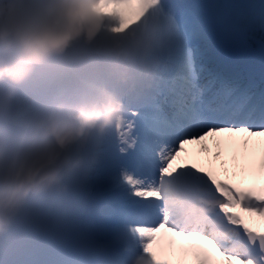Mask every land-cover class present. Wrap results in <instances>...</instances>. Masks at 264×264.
I'll return each instance as SVG.
<instances>
[{
	"label": "snow or ice",
	"instance_id": "1",
	"mask_svg": "<svg viewBox=\"0 0 264 264\" xmlns=\"http://www.w3.org/2000/svg\"><path fill=\"white\" fill-rule=\"evenodd\" d=\"M195 7L147 0L144 71L123 91V115L107 135L122 152L138 148L149 168L147 186L126 177L152 203L153 219L135 229L149 240L145 264H264V150L257 166L251 139L234 141L264 138V79L225 76L197 47L208 30L264 26V5L211 15ZM158 241L168 258L153 251Z\"/></svg>",
	"mask_w": 264,
	"mask_h": 264
},
{
	"label": "clouds",
	"instance_id": "2",
	"mask_svg": "<svg viewBox=\"0 0 264 264\" xmlns=\"http://www.w3.org/2000/svg\"><path fill=\"white\" fill-rule=\"evenodd\" d=\"M91 4L58 0L43 17L0 25V47L15 52L11 63H0V83L19 86L35 66L64 53L74 41H92L101 20ZM14 97V90L9 91L0 105V237L30 200L65 193L89 145L105 137L123 115V106L108 100L74 111L58 105L47 114L21 119L12 108Z\"/></svg>",
	"mask_w": 264,
	"mask_h": 264
},
{
	"label": "rangeland",
	"instance_id": "3",
	"mask_svg": "<svg viewBox=\"0 0 264 264\" xmlns=\"http://www.w3.org/2000/svg\"><path fill=\"white\" fill-rule=\"evenodd\" d=\"M174 2L176 1L174 0ZM228 2L229 6L234 7L237 11L245 6L264 5V0H228ZM57 3L58 0H0V25L4 24L5 21H26L43 17L49 9L55 7ZM146 6L147 0H92L91 9L101 20L100 30L93 40L89 42L85 38L81 37L80 39L74 41L64 53L60 54L59 59L53 62L46 60L42 63V65H38V68L34 67V69L38 71L32 70L29 77L19 86H15L7 80L0 83V105H2L5 95L9 91L14 90L15 97L12 101V108L15 114L21 119H25L32 115L47 114L52 110L50 108H48V110L45 106H51L55 109L60 104L55 102L57 104L56 105L52 102L53 100H48L44 98V96L51 97L55 87H58L62 83L68 82L72 79V74L69 72V69L56 64L57 61L61 62L63 58L67 59L68 54H70L73 58L76 57L77 60L78 57L75 56L74 53L108 54L115 59L119 58L121 53H126L127 55L138 53V55H140L142 40L146 32V25L150 23L151 15V9H147L145 11ZM247 31L252 32L249 35H264V26H257L256 28ZM263 35L260 36L262 40L260 46L262 47H264ZM134 47H138L135 52L132 51ZM0 59L12 62L15 59V52L6 54L3 50H0ZM77 60L73 61L70 59L65 61L70 63L72 67L77 68L81 73L86 74L87 69L91 66L87 60H85L83 62L84 64L80 66L81 68L79 69L77 67ZM53 73L60 74V79H62V77L67 79L60 81V83H54L52 87L47 88L48 91L44 94L43 92L45 89L43 92L38 91L36 95H34L33 99H31L25 89L29 87V90H32L34 83L37 85L41 84L42 87L46 86L48 81L47 78H49ZM40 75H43V77L41 78ZM62 106L65 111H71L67 108L66 104ZM78 107H81V105ZM110 131L111 130H109V132ZM107 134L105 137L97 139L89 145L84 153V163L81 169H79L74 176L66 182L67 187L72 186L79 195H82L80 200L83 201L84 207L79 212L74 210L75 207L69 209L66 201L62 198V194H57L55 192L30 200L21 212L25 221V223H23L24 226L21 227V231L23 232L21 238L23 241L30 239L33 240L32 232L34 230L38 231L44 239L45 248L51 249L53 253L57 250V256L60 258L63 257L65 259L64 262L67 264H80L83 261L84 252L87 253L88 245H91L92 247L95 246L99 249L101 248L103 252L108 251L112 246H114V244H117V242L112 243L113 239L126 233V229H129V225L126 224L129 223V216L128 214H123L111 219V216L116 215V209H113L108 213L109 217L105 222H95L93 224L97 230L90 229V226L88 225L90 223H88L87 216L81 217V219L78 217L82 214L94 213L98 209H110L109 206L105 204H98L102 202V199L100 200V196L93 194V192L99 190L103 185L109 184L110 178H112L113 182L118 184L122 177H124L123 173L116 172L112 174L110 165L114 164V161L105 162L102 160V157H99L101 162V172L98 167L95 172L91 170V167L94 164L93 156L97 152L95 149L99 147L100 140H103L104 142V140L107 139ZM252 146L253 145L250 147L253 151L254 148ZM105 147L106 144H104L100 149L102 153L107 150ZM262 148L264 147L262 146ZM254 154H256V152ZM259 160L260 156L257 160L255 155L254 164L258 166ZM127 169L132 170L130 167H127ZM107 176H109V180ZM143 181L148 182L146 179H143ZM124 186L125 184L122 183L121 187L123 190H125ZM134 189V187L131 188V191ZM110 191L108 199H105L106 201H114L120 206L129 205L127 202L131 201L130 198L125 199L127 202L123 200V197L112 198L118 193L116 191H112V189ZM49 207H51V209H46ZM53 207L54 211L52 210ZM128 212H130L132 216L131 222L133 224L136 223L135 225L137 228L145 225V223H148L153 219L151 216L152 219L148 218L149 221L147 220L145 223H142L140 220L142 217L140 213L142 212L133 211L132 209H129ZM17 219L20 221L19 216ZM119 222L126 223L119 224ZM105 223H107L106 226L104 225ZM15 235L16 234L13 235V240L18 243L19 241H22L20 239L17 240ZM94 238L97 240H94ZM132 243L135 244V242ZM57 246H60V249H63V251L60 252V249H57ZM28 248L34 251V253H37V250L34 249L35 245L29 244ZM15 251L19 253L21 250L18 248L15 249ZM48 256H50V254H48ZM126 256L130 257V253L121 247L116 249L111 257L125 259ZM103 257L110 258V255L104 254ZM101 262L102 260L98 259L96 261H91L90 264Z\"/></svg>",
	"mask_w": 264,
	"mask_h": 264
},
{
	"label": "bare ground",
	"instance_id": "4",
	"mask_svg": "<svg viewBox=\"0 0 264 264\" xmlns=\"http://www.w3.org/2000/svg\"><path fill=\"white\" fill-rule=\"evenodd\" d=\"M195 3H196V0H193ZM101 2V1H100ZM227 3H228V0H227ZM104 4V3H103ZM228 5V4H227ZM255 37V36H254ZM202 53V55H209V52L208 51H203V52H201ZM201 55V56H202ZM257 70L258 71H261V69H260V67H257ZM231 71V73H237L240 77H244V76H246V77H251L252 78V75H251V72L250 71H245V72H243V71H238V70H236V69H234V70H230ZM44 98H46V99H48V100H51V97H45L44 96ZM44 98H43V100H44ZM52 101V100H51ZM53 102V101H52ZM80 106V105H79ZM235 139V138H234ZM241 139H242V141L244 140V139H247V137H244V136H241ZM253 140V139H252ZM242 141H241V143H240V145H242ZM251 145H253L252 147L254 148V150H257V151H259L258 153H261V147H259V144L257 143V141L255 142V143H251ZM242 147V146H241ZM250 149H251V147H250ZM198 150H196V152H197ZM250 151H252V149L250 150ZM198 157H199V154H197V153H195ZM200 158V157H199ZM133 169V168H132ZM134 177H138V176H142L143 174H149V168H148V165H147V163H146V161L144 160V158L142 157V158H139V162H138V164H137V166L135 167V169H134ZM146 179V178H145ZM147 181L149 180V179H146ZM144 182V181H143ZM144 183H147V182H144ZM142 190V189H141ZM145 202H147V201H145ZM149 202V201H148ZM113 203V202H112ZM103 204H111L110 202H108V201H103ZM152 219V218H151ZM148 220V218H145V220L144 221H142V223H145L146 221ZM149 221V220H148ZM141 223V224H142ZM136 224V223H135ZM138 224H139V222H138ZM140 224V225H141ZM140 227V226H139ZM94 240H97L96 238H94Z\"/></svg>",
	"mask_w": 264,
	"mask_h": 264
},
{
	"label": "water",
	"instance_id": "5",
	"mask_svg": "<svg viewBox=\"0 0 264 264\" xmlns=\"http://www.w3.org/2000/svg\"><path fill=\"white\" fill-rule=\"evenodd\" d=\"M220 4H221V0H220V2H219Z\"/></svg>",
	"mask_w": 264,
	"mask_h": 264
}]
</instances>
